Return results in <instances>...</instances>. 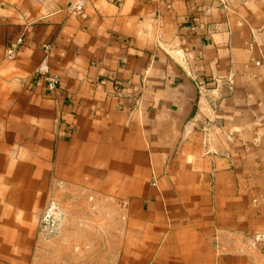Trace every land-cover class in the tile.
Wrapping results in <instances>:
<instances>
[{"label": "crops", "instance_id": "crops-1", "mask_svg": "<svg viewBox=\"0 0 264 264\" xmlns=\"http://www.w3.org/2000/svg\"><path fill=\"white\" fill-rule=\"evenodd\" d=\"M0 264H264V0H0Z\"/></svg>", "mask_w": 264, "mask_h": 264}, {"label": "built area", "instance_id": "built-area-1", "mask_svg": "<svg viewBox=\"0 0 264 264\" xmlns=\"http://www.w3.org/2000/svg\"><path fill=\"white\" fill-rule=\"evenodd\" d=\"M113 2H121L122 0H111ZM82 1L71 2L69 5V10L72 13H77L82 8ZM22 39L17 42L9 44L6 49V58L13 59L15 57L18 46L21 44ZM50 50V45L44 46L45 55L39 64L36 66L34 73L38 76L43 84L47 93H55L59 87L58 77L53 74L48 65V51ZM63 219L62 212L57 208L53 201H50L48 207L43 212L41 217V229L46 236L55 235L61 225ZM254 240L256 242L262 241V235H255Z\"/></svg>", "mask_w": 264, "mask_h": 264}, {"label": "rangeland", "instance_id": "rangeland-1", "mask_svg": "<svg viewBox=\"0 0 264 264\" xmlns=\"http://www.w3.org/2000/svg\"><path fill=\"white\" fill-rule=\"evenodd\" d=\"M50 203V202H49ZM46 209H44V211H45ZM43 211V212H44ZM43 214V213H42ZM42 214H41V216H40V219H39V225L41 224V217H42ZM41 227V226H40ZM43 234V233H42ZM45 235V234H44ZM46 236V235H45ZM55 235H51V236H46L47 238H51V237H54Z\"/></svg>", "mask_w": 264, "mask_h": 264}]
</instances>
